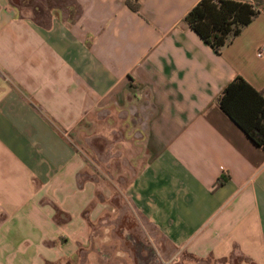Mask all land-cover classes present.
Listing matches in <instances>:
<instances>
[{"label": "crops", "instance_id": "1", "mask_svg": "<svg viewBox=\"0 0 264 264\" xmlns=\"http://www.w3.org/2000/svg\"><path fill=\"white\" fill-rule=\"evenodd\" d=\"M21 1L0 0V264H264V149L219 105L238 77L264 94V13L216 52L201 0ZM95 115L121 145L96 180L70 140Z\"/></svg>", "mask_w": 264, "mask_h": 264}, {"label": "trees", "instance_id": "2", "mask_svg": "<svg viewBox=\"0 0 264 264\" xmlns=\"http://www.w3.org/2000/svg\"><path fill=\"white\" fill-rule=\"evenodd\" d=\"M264 8L262 2L246 0H201L186 16V22L205 43L216 52L241 35L244 28ZM127 6L139 13L135 0H127ZM219 105L223 112L250 138L264 149V94L257 91L242 77L236 78L222 92ZM220 180L218 186L223 185Z\"/></svg>", "mask_w": 264, "mask_h": 264}, {"label": "rangeland", "instance_id": "3", "mask_svg": "<svg viewBox=\"0 0 264 264\" xmlns=\"http://www.w3.org/2000/svg\"><path fill=\"white\" fill-rule=\"evenodd\" d=\"M21 5L27 8V12L34 9L38 10L36 18L41 21H47L48 18V16H42V11L47 14L49 9L54 7H60L65 11H68L72 18L76 12L75 7L73 6V0H26L25 3L22 0ZM93 117V122L81 124L74 132H72L70 140L74 145L75 150L89 161L93 170L91 173L92 176H95V180L98 179V176H103V174H108L114 177L116 175L113 167L110 168V171H105L104 166L101 163H104L107 159L113 160V153L116 146H121L118 144L119 138L116 137L114 132L116 127H119L120 125H115L113 121H110L109 125L106 126L103 122L97 120L98 115ZM134 145L138 147L136 143ZM100 165L103 166V169L100 168ZM100 169L103 174H100ZM128 181L129 176L125 181L126 184L124 183V187L127 186L129 183ZM79 257L80 256L74 260V264L80 263L78 261Z\"/></svg>", "mask_w": 264, "mask_h": 264}, {"label": "built area", "instance_id": "4", "mask_svg": "<svg viewBox=\"0 0 264 264\" xmlns=\"http://www.w3.org/2000/svg\"><path fill=\"white\" fill-rule=\"evenodd\" d=\"M254 5V9L260 13H264V8L261 6H257L255 3H253ZM262 53L260 52L259 55H261Z\"/></svg>", "mask_w": 264, "mask_h": 264}]
</instances>
